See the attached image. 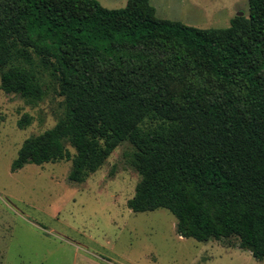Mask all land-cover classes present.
Returning a JSON list of instances; mask_svg holds the SVG:
<instances>
[{"label": "trees", "instance_id": "obj_1", "mask_svg": "<svg viewBox=\"0 0 264 264\" xmlns=\"http://www.w3.org/2000/svg\"><path fill=\"white\" fill-rule=\"evenodd\" d=\"M248 3L230 26L198 28L158 18L150 0H0L2 90L42 100V63L64 97L12 169L72 160L81 183L129 141L133 211L167 208L181 236L236 238L263 260L264 0Z\"/></svg>", "mask_w": 264, "mask_h": 264}, {"label": "rangeland", "instance_id": "obj_2", "mask_svg": "<svg viewBox=\"0 0 264 264\" xmlns=\"http://www.w3.org/2000/svg\"><path fill=\"white\" fill-rule=\"evenodd\" d=\"M122 8L128 0H99ZM160 19L224 28L248 0H150ZM36 63L40 59L36 58ZM38 66L46 95L31 102L8 94L0 80V264H264L236 238L181 236L167 208L135 212L128 201L140 180L135 147L122 142L84 182H72V160L28 163L14 171L24 141L53 127L64 97L47 66ZM71 154L75 149L67 145Z\"/></svg>", "mask_w": 264, "mask_h": 264}, {"label": "water", "instance_id": "obj_3", "mask_svg": "<svg viewBox=\"0 0 264 264\" xmlns=\"http://www.w3.org/2000/svg\"><path fill=\"white\" fill-rule=\"evenodd\" d=\"M238 15L242 16L243 15V12H239Z\"/></svg>", "mask_w": 264, "mask_h": 264}]
</instances>
